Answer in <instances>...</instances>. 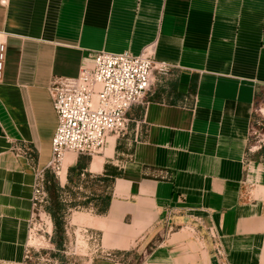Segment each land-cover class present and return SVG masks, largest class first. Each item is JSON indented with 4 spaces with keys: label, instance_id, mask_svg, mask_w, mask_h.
I'll list each match as a JSON object with an SVG mask.
<instances>
[{
    "label": "crops",
    "instance_id": "0c3cea01",
    "mask_svg": "<svg viewBox=\"0 0 264 264\" xmlns=\"http://www.w3.org/2000/svg\"><path fill=\"white\" fill-rule=\"evenodd\" d=\"M1 31L0 263L24 260L37 177L51 169L52 78L76 77L96 53L136 56L153 45L168 70L155 73L112 155L95 170L90 161L91 177L121 174L107 212L87 215L119 252L165 230L174 238L190 228L174 231L181 217L203 220L202 254L166 240L142 264H166L174 252L177 264H264V161L249 153L264 88V0H0ZM77 161L58 178L63 196Z\"/></svg>",
    "mask_w": 264,
    "mask_h": 264
},
{
    "label": "built area",
    "instance_id": "2783aa9c",
    "mask_svg": "<svg viewBox=\"0 0 264 264\" xmlns=\"http://www.w3.org/2000/svg\"><path fill=\"white\" fill-rule=\"evenodd\" d=\"M7 35L0 32V82L5 72ZM168 65L155 61L154 46L139 55L100 52L91 67H82L76 77H53L48 91L58 125L52 140L49 167L58 174L66 154L94 157L110 138L124 139L130 129L129 113L143 105L153 85L155 73H165ZM45 180L38 174L33 194L31 221L46 202Z\"/></svg>",
    "mask_w": 264,
    "mask_h": 264
},
{
    "label": "rangeland",
    "instance_id": "374dc122",
    "mask_svg": "<svg viewBox=\"0 0 264 264\" xmlns=\"http://www.w3.org/2000/svg\"><path fill=\"white\" fill-rule=\"evenodd\" d=\"M109 143L110 141L102 153L89 157L90 161L92 160L91 163L98 160L95 167L90 166V170H95L106 156L112 155L114 143L113 147H110ZM262 146H264V88L259 90V95L255 102L249 140V153L255 159L264 161V156L257 155ZM74 155L66 154L60 162L56 163V167L60 168V172L64 168L66 169ZM80 157L86 158L87 156L80 155L78 159ZM72 166H68V169ZM48 172H50L49 178L54 176L56 181L59 182V179L61 180L60 175L54 173L52 169ZM73 182L74 184L71 185L72 189L68 194L75 197V202L79 206H76V208L69 206V208L64 209L62 215H64L65 224L63 229L57 230L48 212L52 202L46 192V202L30 223L28 243L24 250V260L19 264H142L147 255L157 249L158 246H161L166 240H177L180 244L189 242L190 246L193 247L190 250H194L199 254L204 251V243L207 240V236L205 237L203 232V220L196 217H181L176 220L171 225L174 231L177 226H180V229L186 226L190 228L183 229L174 238L171 237L172 232L165 230L156 235L153 234L154 237L148 245L143 244L140 248L124 252L116 251L113 249L114 245L111 244L112 237L109 239V237L104 236L103 232L96 229L97 227L92 223V216L87 215L89 211H94L92 214L97 213V208L101 206L99 196H106L109 192L106 184L101 183L94 177L86 178L83 176L80 177L79 181L74 177ZM46 185L47 183H45V190ZM77 185H79V189ZM77 193L79 195H76ZM68 194L62 195L63 203L70 204ZM87 196L92 198V201L89 204H84ZM95 205L97 206L96 208ZM75 212L77 213L75 214ZM164 224L166 225V223ZM172 254L175 256H171V259L165 258V260H170L165 262L166 264H177L176 260L178 257L175 252Z\"/></svg>",
    "mask_w": 264,
    "mask_h": 264
},
{
    "label": "trees",
    "instance_id": "16d2710c",
    "mask_svg": "<svg viewBox=\"0 0 264 264\" xmlns=\"http://www.w3.org/2000/svg\"><path fill=\"white\" fill-rule=\"evenodd\" d=\"M257 155L262 156V157L264 156V146H262L259 149ZM89 161H90L89 156H87L86 158L80 157L78 159L77 163L68 169V181H69V183L73 182L74 177L76 178L77 181H79L81 176L86 177V178L91 177V174L88 173V171H87V169L89 167ZM49 174H50V172H48L46 174V181H47L46 192H47L49 199L52 202V204L48 208V212H49V214H50V216L54 222L55 229L61 230V229H63L64 224H65L64 215H62V212L64 211L65 208H67L68 204L63 203L62 195L60 194V188L58 186V181L55 180L54 176H51V178H49V176H50ZM120 174L121 173L115 171L114 169H111L109 171L107 169V173H105L104 176H98L95 179H97L101 183L106 184V187L109 188L111 186V184L113 183L114 179L119 177ZM99 198L101 200V206L99 208H97V213L98 214H105L108 210L109 205H110L111 196L108 192L106 194V196H99ZM91 201H92V198L87 197L86 202L84 204H87V203L89 204V203H91ZM70 206H72V204H70ZM96 207L97 206L95 205V208Z\"/></svg>",
    "mask_w": 264,
    "mask_h": 264
},
{
    "label": "bare ground",
    "instance_id": "6f19581e",
    "mask_svg": "<svg viewBox=\"0 0 264 264\" xmlns=\"http://www.w3.org/2000/svg\"><path fill=\"white\" fill-rule=\"evenodd\" d=\"M114 139L115 138H113V137L110 138V140H109L110 141V143H109L110 147H113ZM97 162H98V160L97 161L95 160V162L93 161V163H91V166L95 167ZM58 175H60L61 179L64 181L66 178V169L64 168L62 172L59 171Z\"/></svg>",
    "mask_w": 264,
    "mask_h": 264
}]
</instances>
